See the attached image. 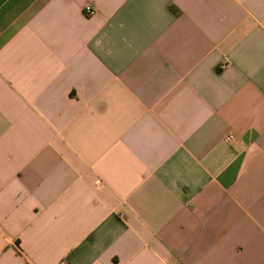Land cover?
<instances>
[{
  "label": "crops",
  "instance_id": "1",
  "mask_svg": "<svg viewBox=\"0 0 264 264\" xmlns=\"http://www.w3.org/2000/svg\"><path fill=\"white\" fill-rule=\"evenodd\" d=\"M0 264H264V0H0Z\"/></svg>",
  "mask_w": 264,
  "mask_h": 264
},
{
  "label": "built area",
  "instance_id": "2",
  "mask_svg": "<svg viewBox=\"0 0 264 264\" xmlns=\"http://www.w3.org/2000/svg\"><path fill=\"white\" fill-rule=\"evenodd\" d=\"M84 11L87 15H90V14H93L94 13V8L91 4H86L85 5V8H84ZM235 138V135L234 133H229L227 136H226V140L228 142H231L233 141V139Z\"/></svg>",
  "mask_w": 264,
  "mask_h": 264
},
{
  "label": "trees",
  "instance_id": "3",
  "mask_svg": "<svg viewBox=\"0 0 264 264\" xmlns=\"http://www.w3.org/2000/svg\"><path fill=\"white\" fill-rule=\"evenodd\" d=\"M174 9V8H173ZM175 10V9H174ZM176 11V10H175Z\"/></svg>",
  "mask_w": 264,
  "mask_h": 264
}]
</instances>
